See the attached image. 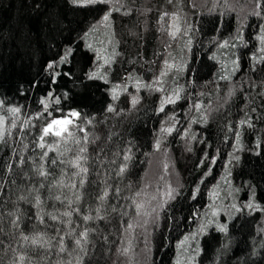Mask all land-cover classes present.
<instances>
[{
	"label": "trees",
	"instance_id": "obj_1",
	"mask_svg": "<svg viewBox=\"0 0 264 264\" xmlns=\"http://www.w3.org/2000/svg\"><path fill=\"white\" fill-rule=\"evenodd\" d=\"M109 31L115 55L102 66L97 45ZM227 59L236 65L228 75ZM172 61L183 63L172 110L161 109L159 88H129L135 76L158 81ZM71 112L67 132L44 135ZM201 113L205 123L191 122ZM182 115L178 134L158 145ZM165 147L181 183L149 226L139 262L124 252L134 197ZM218 169L257 207L208 227L194 264H264V0H0V264L71 261L85 230L84 264H176L180 240L208 215L204 187Z\"/></svg>",
	"mask_w": 264,
	"mask_h": 264
},
{
	"label": "rangeland",
	"instance_id": "obj_2",
	"mask_svg": "<svg viewBox=\"0 0 264 264\" xmlns=\"http://www.w3.org/2000/svg\"><path fill=\"white\" fill-rule=\"evenodd\" d=\"M174 31L176 32L178 30L174 28ZM186 32L187 28H185V33ZM97 47L99 51L102 52L100 62L102 61L101 65L104 66V64L106 62H109L115 55V47L113 45L110 31L101 41V43L97 45ZM178 65L179 68L177 67ZM180 66L183 67V63H181L180 61H172L171 63L165 65L164 70L166 71H164V74L161 78L159 77L158 87L155 84L157 80L153 81L152 83L146 84L144 80L139 79V77L137 76L134 77V80H131L132 86L130 85V83L128 84V86L130 85V89L141 88L142 91L148 88V92L156 95L158 94L157 88H159V90H161L162 92L161 99L163 100L161 109L165 110V108L169 106L170 111L173 109L174 102L177 101L182 91L180 88L178 89L176 84V79L178 78L177 74L181 69ZM235 67V61L230 62V60L228 61L227 59V61L225 62L224 74L228 75L231 70L235 69ZM120 87V85H114L113 92L119 93L118 91H122L124 89L123 87ZM169 100L174 102L169 103ZM223 101L224 97L219 101V104L216 103V108L214 107L215 114L220 111V106L221 108H223V105H220ZM169 111L166 112L165 115H168ZM204 111H202V113L204 116H206V114H204ZM72 113L75 112H71L64 117L52 119L46 125V127L50 123H52L53 120L59 121L60 123L53 125V129L49 134H55V132L61 131L62 129H66V131H62L61 135L67 132L71 128L77 117V115H72ZM202 113L200 117L198 116L199 118H197L196 120H192L191 122H193L194 124L205 123L206 120L203 119ZM185 119L186 115H182L178 120L174 121V119H170L169 121H167L168 125L163 128L166 133L158 137L156 142H162L164 138H166L167 134V138L169 137V140H171V137L174 136V133L178 134L179 130L185 123ZM168 129H171V131H168ZM161 152L163 153V158L158 159L157 162H153V160H151V165L153 164V166H151L150 173L148 170L147 174L144 175L142 184L135 194V214L131 219V223L128 225V235L126 239V241L128 242L126 243H128L130 246L127 244L129 247H127V249L125 248L124 252L128 254V257L130 256L133 258L134 256H137L139 262L148 251L147 247H143V243L144 241H146V238L149 237V226L152 222H154V224L158 223L161 210L163 209L165 204H169V202L176 197L181 183V179L179 177L175 164L169 157L170 150L165 147ZM156 158H158V156ZM223 171L224 169H218V171H216L215 173L212 172L210 174L207 184L204 187L206 199L205 204H207L206 207L209 209L208 215H206L205 213V218L203 220L200 219V224L196 225V227L192 229L191 232H188L183 236L182 240H180L175 257L176 264H194V251L196 246L198 247V238L200 237V235L204 233L208 227H211L212 224L216 225L217 227H221V225H223L222 222H224L226 220L225 218L230 215L232 209L251 210L257 207V203L253 200L251 194L248 195L247 193L246 195H244L243 192L241 193V191H239L226 181V173L222 174ZM203 179L205 180V177H203ZM203 179L201 181L202 184L205 182ZM197 193L195 192L196 195ZM222 215H224V219L223 221H220ZM137 237H142L143 239L142 243H140L141 247L138 243L140 240H138ZM136 244L138 245V248L135 246Z\"/></svg>",
	"mask_w": 264,
	"mask_h": 264
},
{
	"label": "snow or ice",
	"instance_id": "obj_3",
	"mask_svg": "<svg viewBox=\"0 0 264 264\" xmlns=\"http://www.w3.org/2000/svg\"><path fill=\"white\" fill-rule=\"evenodd\" d=\"M72 2L73 3H76V4H80L81 6H86L88 4L102 2V0H72ZM104 20L105 21L108 20V16L107 15L104 17ZM49 67H52V65H49ZM94 75L95 74H93V76ZM49 95H51V94H49ZM168 102L171 103V102H174V101L169 100ZM19 110H20L19 108L10 109V111H12L14 113L15 112H19ZM72 115H77V114L76 113H72ZM57 123H60V122L53 120L52 123H50L46 128L43 129L44 134L45 135H48L52 131L53 125H55ZM62 131H66V129H62L61 131L55 132V135H57V136L61 135V132ZM168 131H171V129H168ZM41 140H43V136L41 137ZM40 147L43 148L44 147V144H41ZM80 151L83 152L84 149H81ZM45 155H46V153H45ZM79 159H80V157L77 158V162H76V166L77 167H79ZM126 159H127V157H126ZM52 163H55V160H53ZM87 171H88L87 168L80 167V171L77 174L78 175L81 174V173L86 174ZM121 171H123V169ZM40 175H46V173L40 172ZM83 183H84V180L81 179L80 184L83 185ZM73 187H75V185H73ZM19 198L20 199H25V197H23V196H21ZM57 199H59V197H57ZM77 199H79V196H77ZM36 202H37V204L40 203L38 197H37V201ZM9 215L11 216L12 213H9ZM64 215L65 216H70L71 213H65ZM52 219H56V217L55 216H52ZM84 219L85 220H88V219H91V217L86 216V217H84ZM19 220H20V217L17 216L15 219L11 220V224L14 227L19 228V226H20L19 225ZM0 231H2V229H0ZM21 238L26 243H29V244L34 245V246L35 245H39L40 247H43L45 249H48V248H50L52 246L49 240H47V239H45V238H43L42 236H39V235H37V236L22 235ZM87 242H88V232H87V230H85L84 232L80 233L79 234V238L75 240V246H76V248H75L74 251L76 252V255H75L74 259L71 260V261H67V262H65V261H58L57 264H84L85 257L88 254V251H87ZM59 245H60L59 251L61 253L67 251V249H66V247L64 245L63 239H61L59 241ZM18 259H19V261L22 264V262L24 261L25 257L24 256H19ZM13 264H16V262L14 261Z\"/></svg>",
	"mask_w": 264,
	"mask_h": 264
}]
</instances>
